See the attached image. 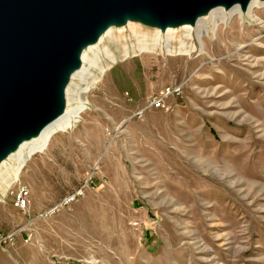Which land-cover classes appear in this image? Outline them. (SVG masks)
I'll return each instance as SVG.
<instances>
[{
  "label": "rangeland",
  "instance_id": "1",
  "mask_svg": "<svg viewBox=\"0 0 264 264\" xmlns=\"http://www.w3.org/2000/svg\"><path fill=\"white\" fill-rule=\"evenodd\" d=\"M253 17H206L190 55L125 57L136 39L116 28L118 61L69 84V104L88 102L77 126L0 190V264H264V6ZM174 85L171 110L150 107Z\"/></svg>",
  "mask_w": 264,
  "mask_h": 264
},
{
  "label": "water",
  "instance_id": "2",
  "mask_svg": "<svg viewBox=\"0 0 264 264\" xmlns=\"http://www.w3.org/2000/svg\"><path fill=\"white\" fill-rule=\"evenodd\" d=\"M166 1L0 0V153L12 145L1 155L0 163L18 149L22 134H26L23 139L37 136L41 124L58 116V106L65 109L66 78L62 92L58 90L62 73L76 60V48L93 38L111 16L122 17L125 10L139 5L153 9L166 20L168 14H194L197 1L205 5L199 9L201 12L204 7L225 2L242 1L245 7L248 0ZM144 22L150 27L157 25ZM51 79L54 103L49 108L46 92ZM20 128L25 130L20 132Z\"/></svg>",
  "mask_w": 264,
  "mask_h": 264
},
{
  "label": "bare ground",
  "instance_id": "3",
  "mask_svg": "<svg viewBox=\"0 0 264 264\" xmlns=\"http://www.w3.org/2000/svg\"><path fill=\"white\" fill-rule=\"evenodd\" d=\"M203 6H205L203 3H198L197 1L193 7L195 11L194 14L189 12H182V15L178 16L168 14L172 17L167 16L166 20H164L161 19L153 9L148 8L147 6L137 5L136 8L125 10L122 17L114 18L115 16H111V20L102 24L93 38H87L86 42L81 43V45L76 48L77 50L73 56V58H75L77 55L76 60L68 64L65 71H63L62 80L58 89L59 92H62L63 82L66 78V84L64 85L63 91L66 101L65 109H61V105L60 107L58 106L56 111L58 116L47 123L41 124L36 130L39 132L37 136L23 139L26 134H22V137L20 136L21 139L18 138L20 139L17 142L19 143L18 149L14 152H10L7 158L3 159L0 163V190L2 191V194L5 195L6 192L17 183L19 175L24 169L26 163L33 155L43 152L48 147L54 134L77 126L78 122L81 120V113L85 109H88V102L79 98L78 101H75L76 103L69 104V100L67 101L66 98L69 84L76 75H85L88 72L93 78V83L98 81L99 77L103 76L109 68L107 65L102 64V55H104L111 63H116L118 61V55H116L109 46H103L105 40L108 38L110 40L113 39L115 44H120L122 42L121 39L116 40L113 38L116 28L120 32L129 27L132 28L133 35L136 39V42L131 45L128 43H123L121 45V55L125 57L130 56V52L140 54L142 52H157L158 50H161L164 54L166 53L168 55H190L198 49V53L200 54L203 53V41H201V36L204 33L203 29L208 26V23L205 20L206 17H210L213 31H216L221 22H229V20L236 15H239L240 19H244V16L247 15L254 21V10L256 7H263L264 0H248L245 7L242 5V1H234L231 4L225 2L210 7H204L200 12L199 9ZM244 8L245 11L243 10ZM206 10V13H208L207 15L203 13ZM144 20L153 24L156 23L157 25L153 27V30H150V28L147 29L148 31L135 30L136 26L141 28L143 26H151L146 24ZM177 33H182V36L178 39L179 45L175 47L173 41L175 40L176 35H178ZM90 67L97 70L96 75L93 74L94 72L92 73L89 71ZM88 88L89 87L87 86L86 90L83 91L86 92ZM52 96L53 82L51 79L49 88L46 92V102L49 103V108H51L54 103ZM23 130L25 129L19 131L21 132ZM8 143L9 140H6V146ZM11 147L12 145L7 148L5 147L6 149L3 153L8 152ZM3 153H0V157H2L1 155Z\"/></svg>",
  "mask_w": 264,
  "mask_h": 264
},
{
  "label": "built area",
  "instance_id": "4",
  "mask_svg": "<svg viewBox=\"0 0 264 264\" xmlns=\"http://www.w3.org/2000/svg\"><path fill=\"white\" fill-rule=\"evenodd\" d=\"M181 93V87L179 86H169L165 88L161 95L156 98L150 99V107L155 109H161L165 111L171 110V104L167 101V98L170 96H176ZM139 119L144 118V109L140 110L136 113V115ZM29 196L30 191L27 186L20 185L15 191H14V205L18 208H26L29 205ZM77 198V194L69 195L65 198L64 203H71L75 201Z\"/></svg>",
  "mask_w": 264,
  "mask_h": 264
}]
</instances>
